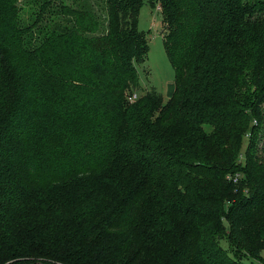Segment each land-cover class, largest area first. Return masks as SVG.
Here are the masks:
<instances>
[{"label": "trees", "instance_id": "16d2710c", "mask_svg": "<svg viewBox=\"0 0 264 264\" xmlns=\"http://www.w3.org/2000/svg\"><path fill=\"white\" fill-rule=\"evenodd\" d=\"M144 1L173 88L130 99ZM262 249L264 0H0V264H244Z\"/></svg>", "mask_w": 264, "mask_h": 264}, {"label": "rangeland", "instance_id": "374dc122", "mask_svg": "<svg viewBox=\"0 0 264 264\" xmlns=\"http://www.w3.org/2000/svg\"><path fill=\"white\" fill-rule=\"evenodd\" d=\"M138 26L143 29L148 41V51L143 61L137 64L138 86L135 88L136 95L148 89L158 90L167 97L173 88L174 70L167 57L163 45V22L157 6H151L144 1L138 15ZM247 138L243 139L240 160L244 161ZM222 244L228 247L226 239ZM262 257H245L244 264H264V249Z\"/></svg>", "mask_w": 264, "mask_h": 264}, {"label": "built area", "instance_id": "2783aa9c", "mask_svg": "<svg viewBox=\"0 0 264 264\" xmlns=\"http://www.w3.org/2000/svg\"><path fill=\"white\" fill-rule=\"evenodd\" d=\"M136 96V92H132L131 94H129V98L130 99H133L134 97ZM232 178L235 180L236 178H237V174H234L233 176H232Z\"/></svg>", "mask_w": 264, "mask_h": 264}]
</instances>
